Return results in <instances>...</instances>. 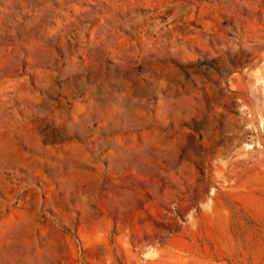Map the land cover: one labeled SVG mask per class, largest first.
<instances>
[{
    "label": "rangeland",
    "instance_id": "rangeland-1",
    "mask_svg": "<svg viewBox=\"0 0 264 264\" xmlns=\"http://www.w3.org/2000/svg\"><path fill=\"white\" fill-rule=\"evenodd\" d=\"M0 264H264V0H0Z\"/></svg>",
    "mask_w": 264,
    "mask_h": 264
}]
</instances>
